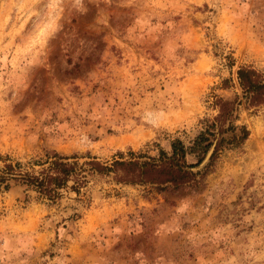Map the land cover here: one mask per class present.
Instances as JSON below:
<instances>
[{"label": "rangeland", "instance_id": "rangeland-1", "mask_svg": "<svg viewBox=\"0 0 264 264\" xmlns=\"http://www.w3.org/2000/svg\"><path fill=\"white\" fill-rule=\"evenodd\" d=\"M244 65L264 68V0H0V154L154 155ZM237 124L248 139L195 191L96 175L53 204L11 182L0 264H264V105Z\"/></svg>", "mask_w": 264, "mask_h": 264}, {"label": "trees", "instance_id": "trees-1", "mask_svg": "<svg viewBox=\"0 0 264 264\" xmlns=\"http://www.w3.org/2000/svg\"><path fill=\"white\" fill-rule=\"evenodd\" d=\"M221 87L235 88L238 92L232 99L213 95L214 113L200 120L196 134L187 141L173 138L168 149L156 144L154 155L129 150L127 155L118 152L117 158L102 162L89 153L79 156L46 150L44 158L23 163L0 154V192L8 190L14 182L24 186L25 192L34 191L37 198L54 204L62 198L63 191L80 194L89 178L96 175L111 176L118 184L151 187L158 193L198 190L204 186L221 153L241 149L248 139V127L237 124L239 109L243 106L256 110L264 105V68L240 66L235 83L224 78ZM211 147L207 162L200 167ZM81 157H85L82 162Z\"/></svg>", "mask_w": 264, "mask_h": 264}, {"label": "water", "instance_id": "water-1", "mask_svg": "<svg viewBox=\"0 0 264 264\" xmlns=\"http://www.w3.org/2000/svg\"><path fill=\"white\" fill-rule=\"evenodd\" d=\"M211 152H212V147L209 149V151H208V153H207V155H206L204 161H203L202 164L200 165V167L203 166V165L207 162L208 157H209V155H210Z\"/></svg>", "mask_w": 264, "mask_h": 264}, {"label": "bare ground", "instance_id": "bare-ground-1", "mask_svg": "<svg viewBox=\"0 0 264 264\" xmlns=\"http://www.w3.org/2000/svg\"><path fill=\"white\" fill-rule=\"evenodd\" d=\"M127 141V140H126ZM120 142H121V140H120Z\"/></svg>", "mask_w": 264, "mask_h": 264}]
</instances>
